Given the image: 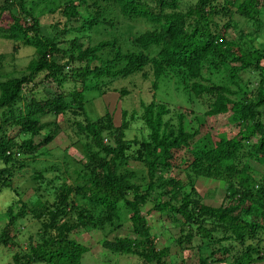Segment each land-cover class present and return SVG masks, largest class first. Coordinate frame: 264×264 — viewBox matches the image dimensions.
<instances>
[{
    "label": "trees",
    "instance_id": "1",
    "mask_svg": "<svg viewBox=\"0 0 264 264\" xmlns=\"http://www.w3.org/2000/svg\"><path fill=\"white\" fill-rule=\"evenodd\" d=\"M45 14L56 16L50 29L40 20ZM119 15L150 25L126 37L132 49L112 32ZM94 31L103 38L90 43ZM263 34L264 0H3L0 38L14 50L33 49L20 76L2 73L0 54V196L11 197L0 246H17L7 264H81L87 247L79 229L114 232L125 212L130 234L102 247L134 264H174L170 247L157 244L152 212L177 229L178 259L196 250V264H264V172L256 177L251 164L264 166ZM134 74L150 76L154 88L174 80L194 109L153 99L121 109L118 125L105 108L94 120L86 115V91L121 98L129 89L112 88L113 81ZM45 80L59 90L38 89ZM221 118L233 130L202 133ZM60 119L69 138H85L83 158L71 171L63 159L34 171L35 197L24 200L14 178L48 155L40 149L59 134ZM137 121L145 132L128 138ZM203 179L223 185L219 205L203 201ZM33 220L37 229L22 246L17 234Z\"/></svg>",
    "mask_w": 264,
    "mask_h": 264
},
{
    "label": "rangeland",
    "instance_id": "2",
    "mask_svg": "<svg viewBox=\"0 0 264 264\" xmlns=\"http://www.w3.org/2000/svg\"><path fill=\"white\" fill-rule=\"evenodd\" d=\"M3 0H0V3ZM42 5H40L41 7ZM42 24L49 28V25L56 21V16H52V14H45L40 18ZM117 27L115 34H119L122 32L123 34L119 36V41L121 48L123 50H129L133 47L131 46L129 40L148 28L150 25L145 23L142 20H125L120 15L116 18ZM121 22V24H120ZM73 23V22H72ZM71 24V23H70ZM100 29V28H99ZM92 40L90 43H95L103 36L98 32L94 31L92 33ZM264 40V34L260 38V44H262ZM89 40L86 38L85 43H89ZM14 44L10 41L0 38V54L3 55L2 58V73L11 75V76H20L22 70H24L31 56L33 55V49L30 47L20 46L18 49H13ZM7 77V76H5ZM4 77V79H5ZM39 79V78H37ZM153 79L149 76V78L143 79L140 74L136 75H127L125 77L116 78L111 87L112 88H121L125 87L129 89V93L123 95L121 98L119 97L118 92L108 91L103 95H98V92L86 91L85 98V110L86 115L90 119H96L101 113L102 110L108 109V111L112 114L113 121L115 125L119 124L120 120V111L121 109H138L140 101H161L165 102L171 109L173 108H183L186 112L192 111V104L190 101V96L187 92L182 89H178L175 85L174 80L167 81L165 79H160L158 86H152ZM40 90H47L50 94H54L55 91L59 90V87L52 81H43L41 85H39ZM194 109V108H193ZM198 113V112H197ZM48 119H53L52 116H49ZM223 119H218L215 121L216 125H211L210 121H207L206 127H202L201 131L204 133L206 130L212 131L216 133L217 130L224 128L225 130H219L218 132L225 131L228 133L233 130L234 126H226L223 123ZM193 126L197 127V124L193 121ZM60 129L59 134L46 146L40 149L41 152L47 151L48 155L41 154L37 156L34 161H31V165H28L25 169H23L20 173L16 175L14 178V185L17 190L22 194V199L29 200L35 197V194L32 191V178L31 175L34 171L50 166L53 161L56 163H60L63 159V162L68 163V169L71 171L73 169V161L79 160L83 158V142H86L85 138L82 137L80 140L71 139L67 136L66 130H68L67 123L60 119ZM71 130V127H69ZM72 131V130H71ZM145 129L142 127L139 121L133 122L131 125V129L127 133L128 138H132L133 136H140L141 133H144ZM9 133L12 135L16 133L13 129ZM202 135V134H201ZM41 136H37L35 141L41 139ZM73 141V142H72ZM186 156V154H184ZM182 159V158H180ZM179 159V160H180ZM30 161V160H29ZM182 161V160H181ZM255 172L257 173L256 177L259 173L264 172V166L258 163L257 161H251ZM130 169L137 170V172H141L143 167L137 163H129L128 166ZM74 177L73 174H71ZM138 180V178H135ZM197 190L204 197L203 201L205 203L217 206L220 204L224 189L223 185L218 181L213 180H200L197 182ZM4 193V191H3ZM1 193V194H3ZM11 200V197L7 194L0 196V228L5 223V217L3 215V207ZM152 203L145 206L144 210L150 207ZM128 212H125L120 219L121 227L114 232H107L101 230H91L84 231L79 229L78 233L75 235L81 243H83L87 247V251L82 256L81 264H134L135 259L132 256L114 254L105 250L102 247V242L105 239L112 240L116 236H124L130 234V221L128 219ZM148 221L151 224L152 231L156 232L158 235L157 244L159 247L169 246L170 247V255H172V261L174 264H196L197 263V252L193 250L190 254H185L183 259L177 258V247L173 244L172 238L174 233L177 232V229L173 226L169 225V222L166 217H162L158 220V216L155 212H152L150 216H147ZM37 229L36 222H24L22 225V230L17 234L16 240L25 246L26 238L30 233L35 232ZM17 250V246L14 247H5L0 246V264H7L10 260V255ZM188 252V251H186ZM190 257V258H189ZM186 262H185V261ZM229 262V261H228ZM226 262L225 264H227ZM220 264V262L213 263ZM224 264V263H222ZM261 264V263H257Z\"/></svg>",
    "mask_w": 264,
    "mask_h": 264
}]
</instances>
